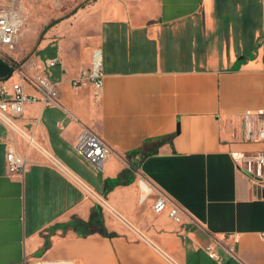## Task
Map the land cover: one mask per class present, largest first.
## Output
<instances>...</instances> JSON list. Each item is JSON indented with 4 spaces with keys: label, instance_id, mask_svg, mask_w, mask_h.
I'll use <instances>...</instances> for the list:
<instances>
[{
    "label": "crops",
    "instance_id": "crops-1",
    "mask_svg": "<svg viewBox=\"0 0 264 264\" xmlns=\"http://www.w3.org/2000/svg\"><path fill=\"white\" fill-rule=\"evenodd\" d=\"M74 13L40 44L49 55L35 54L61 81V104H27L23 118L62 167L31 149L25 171H9L0 122V264H264V182L231 156L264 149L243 139L242 119L264 110V0H92ZM96 48L99 98L72 84ZM57 56L62 65L48 67ZM0 80L11 93L2 53ZM86 127L112 148L102 169L75 149ZM125 169L134 179L106 190ZM160 194L180 221L154 211ZM97 205L113 235L74 228Z\"/></svg>",
    "mask_w": 264,
    "mask_h": 264
},
{
    "label": "built area",
    "instance_id": "built-area-1",
    "mask_svg": "<svg viewBox=\"0 0 264 264\" xmlns=\"http://www.w3.org/2000/svg\"><path fill=\"white\" fill-rule=\"evenodd\" d=\"M61 1L63 0H55V2ZM23 24L24 17L19 8L0 5V53L8 56L12 72L16 74V80L12 82L11 93L8 92L5 81L0 80V122L7 128L12 137L6 152L7 168L9 171L17 173L25 171L29 150L34 149L45 157V152L34 134L26 129L27 125L32 122L23 121L27 104L40 103L44 107L61 104V81L51 78L39 58L34 55L20 62L13 55L19 42ZM45 63L48 67L62 65V58L60 56L48 58ZM104 81L102 51L96 48L92 54L91 66L83 70L79 77L74 78L72 84L75 86L90 84L94 89L95 97L99 98ZM242 119L244 124L243 139L264 142V110L245 112ZM16 138L26 140V153L20 151ZM75 149L101 169L105 159L112 152L111 146L99 134L87 127L79 133ZM231 156L253 181L263 184L264 149L255 152L233 150ZM49 160L59 168L62 167L54 156L53 158L50 157ZM140 187V199L144 200L150 193V185L142 178L140 179ZM153 209L157 213L167 210L170 217L180 221V208L176 205H169L168 198L163 194L158 195L153 204ZM207 250L211 257H217L211 246H208Z\"/></svg>",
    "mask_w": 264,
    "mask_h": 264
},
{
    "label": "rangeland",
    "instance_id": "rangeland-1",
    "mask_svg": "<svg viewBox=\"0 0 264 264\" xmlns=\"http://www.w3.org/2000/svg\"><path fill=\"white\" fill-rule=\"evenodd\" d=\"M91 2L92 0H63L61 2H55V0H0V5L2 6H15L19 8L24 17L19 42L13 55L19 58L20 62L27 60L35 54L41 57L49 55L47 54L48 50L40 49V44L43 42L46 34L53 26H58L63 18L75 17L76 13L73 14V11L78 7L81 5L86 7ZM73 22L75 21L73 20ZM51 23H53V26L45 29ZM81 27H83L82 24L77 26L76 30L80 31ZM27 127L29 128V125ZM19 139L26 146V140L23 138ZM72 161V163H78L85 168L86 166L91 167L84 158L78 155Z\"/></svg>",
    "mask_w": 264,
    "mask_h": 264
},
{
    "label": "trees",
    "instance_id": "trees-1",
    "mask_svg": "<svg viewBox=\"0 0 264 264\" xmlns=\"http://www.w3.org/2000/svg\"><path fill=\"white\" fill-rule=\"evenodd\" d=\"M81 6H83V5H81ZM52 25H53V23L47 25L45 29H48ZM133 179H134L133 173L130 170L125 169L117 177L106 179V190L111 189L112 187H114L117 184L129 183ZM97 207H98V205L96 206V209L94 210L92 218H91V220L89 222H85V221H82V220H75L74 223H73L74 228L80 234H88V233H92L94 231L99 230V231H101L104 234L113 235L114 233H108L106 231V229L104 228L103 217H102L101 213H98ZM101 210H102V207H100V211ZM47 244L48 243H46V245Z\"/></svg>",
    "mask_w": 264,
    "mask_h": 264
},
{
    "label": "bare ground",
    "instance_id": "bare-ground-1",
    "mask_svg": "<svg viewBox=\"0 0 264 264\" xmlns=\"http://www.w3.org/2000/svg\"><path fill=\"white\" fill-rule=\"evenodd\" d=\"M28 134V133H27ZM41 145V144H40ZM43 151L45 152V157L50 159V157L53 158V154L43 145H41ZM55 158V157H54Z\"/></svg>",
    "mask_w": 264,
    "mask_h": 264
}]
</instances>
